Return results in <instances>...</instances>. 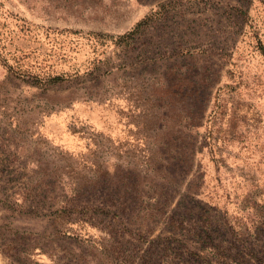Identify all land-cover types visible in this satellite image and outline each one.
Returning <instances> with one entry per match:
<instances>
[{
	"label": "rangeland",
	"instance_id": "1",
	"mask_svg": "<svg viewBox=\"0 0 264 264\" xmlns=\"http://www.w3.org/2000/svg\"><path fill=\"white\" fill-rule=\"evenodd\" d=\"M0 264H264V0H0Z\"/></svg>",
	"mask_w": 264,
	"mask_h": 264
},
{
	"label": "trees",
	"instance_id": "2",
	"mask_svg": "<svg viewBox=\"0 0 264 264\" xmlns=\"http://www.w3.org/2000/svg\"><path fill=\"white\" fill-rule=\"evenodd\" d=\"M163 10H164V7H161L160 8V12H158V11L157 12H153L145 20L139 22L133 31L121 36L119 38V41L123 42L124 44L134 43L139 38L138 35L140 34V32L142 31L144 26H148V27L152 26L158 20V18H160L161 16L164 15V11ZM97 36H98V34H97ZM105 39H108V38L106 37ZM119 41L116 44H118ZM211 240H212V237H211ZM204 243H206V241H204L202 243L203 251L210 249V246L205 245ZM216 247H218V246H216ZM223 255H225V253H223ZM230 259H231L230 261L233 262V259L232 258H230Z\"/></svg>",
	"mask_w": 264,
	"mask_h": 264
}]
</instances>
